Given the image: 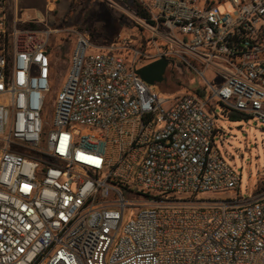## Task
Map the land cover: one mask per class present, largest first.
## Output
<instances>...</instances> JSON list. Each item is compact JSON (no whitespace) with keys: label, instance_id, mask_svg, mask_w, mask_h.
<instances>
[{"label":"built area","instance_id":"built-area-1","mask_svg":"<svg viewBox=\"0 0 264 264\" xmlns=\"http://www.w3.org/2000/svg\"><path fill=\"white\" fill-rule=\"evenodd\" d=\"M136 2L137 37L64 31L47 122L61 31L0 0V264H264V181L229 196L242 176L215 141L218 106L264 125V0ZM161 59L205 86L161 96L137 73Z\"/></svg>","mask_w":264,"mask_h":264},{"label":"rangeland","instance_id":"rangeland-1","mask_svg":"<svg viewBox=\"0 0 264 264\" xmlns=\"http://www.w3.org/2000/svg\"><path fill=\"white\" fill-rule=\"evenodd\" d=\"M113 1L117 3V8H112L107 0H18L21 12L31 17L40 13L45 18V24L61 31L51 39L54 48L51 59L56 60V63L51 78L53 90L45 116L47 122L52 121L55 97L65 85L69 73L72 41L65 34L66 29L89 31L98 42H112L120 37H137L139 34L123 10L125 7L130 11L136 9V0H111ZM221 10L231 11V3L225 2ZM166 77V83L153 86L161 96L173 97L205 86L199 75L187 71L181 63L174 70L170 66ZM206 77L211 79L213 73L207 72ZM216 115V145L224 159L242 176L241 187L230 192L229 196L253 198L264 181V125L257 124L253 118L248 121H231L221 106L217 107ZM187 198L190 201L198 200L194 196ZM133 214V210L126 213L125 224L132 219Z\"/></svg>","mask_w":264,"mask_h":264},{"label":"water","instance_id":"water-1","mask_svg":"<svg viewBox=\"0 0 264 264\" xmlns=\"http://www.w3.org/2000/svg\"><path fill=\"white\" fill-rule=\"evenodd\" d=\"M169 65V60L161 59L140 68L137 70V73L145 82L152 86H156L167 82L166 72Z\"/></svg>","mask_w":264,"mask_h":264},{"label":"trees","instance_id":"trees-1","mask_svg":"<svg viewBox=\"0 0 264 264\" xmlns=\"http://www.w3.org/2000/svg\"><path fill=\"white\" fill-rule=\"evenodd\" d=\"M32 27H35V28H39V27H41V26H39V25H31ZM228 118L231 120V121H242V120H244V121H248L249 120V117H247V116H244V115H242V114H240V113H237V112H232V113H229L228 114Z\"/></svg>","mask_w":264,"mask_h":264},{"label":"flooded vegetation","instance_id":"flooded-vegetation-1","mask_svg":"<svg viewBox=\"0 0 264 264\" xmlns=\"http://www.w3.org/2000/svg\"><path fill=\"white\" fill-rule=\"evenodd\" d=\"M166 75H167V72H166Z\"/></svg>","mask_w":264,"mask_h":264}]
</instances>
